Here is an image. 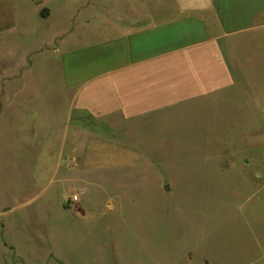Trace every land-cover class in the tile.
Listing matches in <instances>:
<instances>
[{"label":"crops","instance_id":"crops-1","mask_svg":"<svg viewBox=\"0 0 264 264\" xmlns=\"http://www.w3.org/2000/svg\"><path fill=\"white\" fill-rule=\"evenodd\" d=\"M50 1L0 0V264L20 258L3 234L32 226L41 239L23 245L41 264L65 262L46 199L59 169L76 181L79 159L63 154L81 151L83 131L105 127L118 152L126 136L175 134L167 121L189 103L252 88L264 52V0Z\"/></svg>","mask_w":264,"mask_h":264},{"label":"rangeland","instance_id":"rangeland-1","mask_svg":"<svg viewBox=\"0 0 264 264\" xmlns=\"http://www.w3.org/2000/svg\"><path fill=\"white\" fill-rule=\"evenodd\" d=\"M258 55L252 88L235 92L242 110L232 109L238 95L236 102L207 96L189 103L185 118L167 121L175 134L141 136L137 145L126 136L127 149L118 152L98 127L83 131L92 135L80 136V152L78 142L66 147L63 156L81 165L76 181L73 169H59L46 199L49 239L66 260L43 264H264V52ZM6 236L17 245L13 264L42 263L23 245L37 240L33 226Z\"/></svg>","mask_w":264,"mask_h":264},{"label":"built area","instance_id":"built-area-1","mask_svg":"<svg viewBox=\"0 0 264 264\" xmlns=\"http://www.w3.org/2000/svg\"><path fill=\"white\" fill-rule=\"evenodd\" d=\"M77 199V197L74 195V196H72V200L74 201V200H76Z\"/></svg>","mask_w":264,"mask_h":264}]
</instances>
